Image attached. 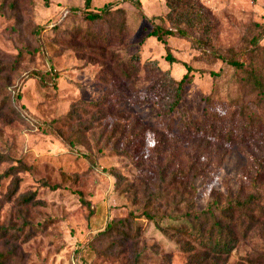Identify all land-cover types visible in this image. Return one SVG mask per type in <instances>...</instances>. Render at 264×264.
Segmentation results:
<instances>
[{"label":"rangeland","instance_id":"374dc122","mask_svg":"<svg viewBox=\"0 0 264 264\" xmlns=\"http://www.w3.org/2000/svg\"><path fill=\"white\" fill-rule=\"evenodd\" d=\"M167 1L93 0L94 11L113 4L112 24L90 25L78 10L85 0H0V63L17 66L0 76V175L22 161L30 171L20 174L19 194L37 192L41 202L26 208L8 202L12 178L0 183V225L20 232L17 240H0V252L16 250L14 264H264L259 211L230 254H214L181 232L189 203L204 211L217 198L225 203L243 191L246 198L260 195L264 209V176L256 185L250 180V154H264V139L258 148L227 146L173 128L187 117L201 120L217 84L223 99L217 107L228 109L230 126L235 109L226 101L229 77L214 76L228 70L224 63L201 60L194 41L180 36L168 38L180 61L170 63L165 46L148 36L153 22L172 26ZM187 1L204 16L202 30L191 37H210L217 47L238 48L251 23H264V0ZM124 24L121 38L115 32ZM134 55L141 59L137 75L130 70ZM151 64L173 80L187 73L185 64L193 69L172 115L164 114L171 92L158 86ZM122 70L133 74L130 81ZM100 101L99 111L85 106L91 115L74 114L83 102ZM131 136L129 149H136L140 166L117 152ZM188 170L187 178L179 175ZM175 174L179 183L165 188ZM189 179L193 189L184 188ZM159 191L168 199H149ZM126 219L135 241L124 249L101 242L114 221Z\"/></svg>","mask_w":264,"mask_h":264},{"label":"trees","instance_id":"16d2710c","mask_svg":"<svg viewBox=\"0 0 264 264\" xmlns=\"http://www.w3.org/2000/svg\"><path fill=\"white\" fill-rule=\"evenodd\" d=\"M45 1L48 4L49 0ZM92 1L85 0V9H78L82 12L84 19L90 25L97 24L98 22L111 25L112 21H109L108 17L112 14L113 4H107L104 8L94 11L91 10ZM167 6L169 13L166 15V18L170 20L172 26H167L166 22L162 24L153 22L152 30L148 36L156 38L165 46L167 52L165 58L170 63L180 62L174 57L168 44V38L175 36L193 40L201 51V60L211 65H215L218 62L224 63L228 70H221L214 76L217 80L219 77H229L226 101L229 103L230 108L233 107L235 109L234 117L232 118L235 126H230L227 122L228 109L226 111L222 107H217L218 100L223 103L221 101L223 99L220 98L222 89L217 84L206 99V107L202 119L194 120L192 117H187V119H183L182 124L179 123L173 128L182 135L203 138L220 145L248 147L251 144L258 148V143L264 139V23H251L238 48L224 49L217 47L210 37L205 39H194L191 37V32L202 30L201 23L204 22V16L196 10L192 2L187 0H168ZM121 12L123 11L121 10ZM124 32L125 24L123 29L115 33L118 37L123 38ZM96 37L93 36V42H96ZM140 60L139 55L132 56L130 70L135 75L139 72L137 64ZM185 65L187 73L180 80L168 79L167 74L154 67L153 64L149 67L157 73V83L160 81V85L158 86L167 87V90L171 92V100L165 105L167 110L164 114L166 115H172L181 105L184 91L192 79L193 69L190 65ZM16 67L15 65L8 67L0 63V76L6 69L14 72ZM130 70H126L125 72L122 70L128 81L133 76V74H130ZM35 76L39 75L36 74ZM235 82L237 83V87L233 91L231 87ZM102 102H83L75 107V113H73L78 118H83L84 115H91L92 110L88 108L98 110ZM81 105H84V107H81ZM85 106H88V108ZM3 107V104H1L0 109ZM80 112L83 113L81 114ZM234 118L238 119L237 123ZM239 123L241 125L237 127ZM126 142L125 148L117 152L140 166L142 160L138 159L135 152L136 149L132 150L133 152L129 149L133 145V137H128ZM135 148L138 147L136 146ZM261 154V157L254 153L250 154V165L255 173L254 178L250 180L255 185L264 176V154L262 151ZM159 170L161 171V180L163 183H166V175L163 171L165 169L159 167ZM24 171L29 172L30 169L22 161H19L17 165L10 167L4 174L0 175V183L5 178H12L7 194V201L15 202L21 208L39 205L41 202L37 199V192L19 194L24 180L20 174ZM189 173H191V170L184 171V173L181 171L179 175L187 178ZM189 180L190 184L184 185V183L180 182V186L184 185V188L189 187L193 189L191 179ZM176 183H179V181L175 174L172 182L164 187L169 188ZM149 199L161 201L168 199V194L159 191L157 194H152ZM261 200L260 195L254 194L246 198L242 191V193L238 194L237 198L228 200L225 203L217 198L204 211H197L192 206L193 203H189L186 206L187 210L184 213L183 219L180 221V224H184L181 227V232L190 236L199 247L209 250L214 254H230L237 247L239 237L246 235V233H243L244 229L250 228L248 224L253 222V215L258 211L261 214L264 213V209L260 205ZM147 214L149 215L150 213ZM133 233V224L129 219H126L114 221L99 237L101 238V242L108 240L112 244H115L116 248L123 247L124 249L131 242L135 241L136 238L133 237ZM19 234L20 232L18 235L10 234V228L0 225V240L7 242L8 237L10 240L11 237L17 240L16 238L19 237ZM33 234L30 232L27 236L28 239L32 238ZM116 238H119L120 241H114ZM115 245H112L113 248ZM136 246L137 243L133 244V247ZM135 254L140 256L136 252ZM15 256L16 250L14 253L7 254L0 252V264H14L13 260ZM136 264H140L138 260ZM195 264H202V260L196 261Z\"/></svg>","mask_w":264,"mask_h":264},{"label":"clouds","instance_id":"9594fccd","mask_svg":"<svg viewBox=\"0 0 264 264\" xmlns=\"http://www.w3.org/2000/svg\"><path fill=\"white\" fill-rule=\"evenodd\" d=\"M153 144H154V142H153Z\"/></svg>","mask_w":264,"mask_h":264}]
</instances>
